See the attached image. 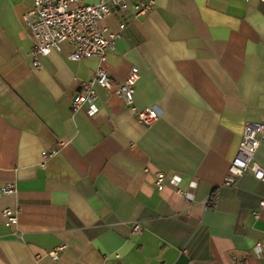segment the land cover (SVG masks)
<instances>
[{"label":"crops","instance_id":"obj_1","mask_svg":"<svg viewBox=\"0 0 264 264\" xmlns=\"http://www.w3.org/2000/svg\"><path fill=\"white\" fill-rule=\"evenodd\" d=\"M32 2L0 0V212L19 209L17 233L0 215V264H264V183L246 172L223 185L244 124L264 119V3L155 0L107 52L111 88L88 116L71 102L99 61H69L62 43L32 68ZM132 68L136 107L159 114L148 128L114 93ZM157 173L195 182L192 203L157 191Z\"/></svg>","mask_w":264,"mask_h":264},{"label":"built area","instance_id":"obj_2","mask_svg":"<svg viewBox=\"0 0 264 264\" xmlns=\"http://www.w3.org/2000/svg\"><path fill=\"white\" fill-rule=\"evenodd\" d=\"M259 1L264 3V0ZM154 5L155 0H140L135 3H130L129 0H98L93 3L82 0H33L22 17L23 24L29 31L33 42L30 65L34 69H40L41 59L52 52H60L62 43H66L70 48L66 56L69 61L79 62L96 58L99 66L93 77L88 81L80 82L79 90L71 102L72 113L84 111L88 116H93L97 112L96 88H111L108 74L102 67L107 52L114 50L116 41L120 39L129 23L141 15L150 13ZM109 17L119 18L117 30L114 32H111L105 24V20ZM138 80V72L132 68L125 79L118 84L114 93L122 100L137 122L148 128L158 120L159 114L151 107L143 109L136 107L134 93ZM261 146H264V119L258 122H246L236 156L231 160L224 177V186L236 185L237 180L246 172H250L254 179L264 183V168H261L255 161V154ZM49 156L48 153L43 154L42 168ZM180 181L181 178L177 175L167 179L164 174L157 173L153 185L157 191L170 188L190 204L193 201L192 191L196 184L190 182L187 186L188 190H183L179 187ZM13 193V184H6L1 189L2 196ZM210 204L208 200L204 202L205 206H210ZM258 207L259 210L264 209V199L260 200ZM18 214L19 209H4L0 212L4 226L16 233ZM252 216L258 219L259 211H254ZM139 230L138 223L131 225L133 233H138ZM260 248L261 245L257 243L255 249L259 251ZM63 250L64 247L59 246L49 256L57 260ZM114 257L119 259L118 255ZM231 262L247 264L245 260L235 256L231 257Z\"/></svg>","mask_w":264,"mask_h":264}]
</instances>
